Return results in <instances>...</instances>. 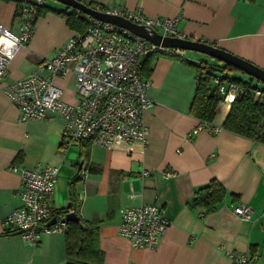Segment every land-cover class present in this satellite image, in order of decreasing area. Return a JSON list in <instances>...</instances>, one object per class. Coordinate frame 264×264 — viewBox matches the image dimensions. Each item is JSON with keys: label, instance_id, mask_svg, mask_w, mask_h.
Returning a JSON list of instances; mask_svg holds the SVG:
<instances>
[{"label": "crops", "instance_id": "1", "mask_svg": "<svg viewBox=\"0 0 264 264\" xmlns=\"http://www.w3.org/2000/svg\"><path fill=\"white\" fill-rule=\"evenodd\" d=\"M24 1H0V23L14 34L19 33L16 13ZM84 1L95 8L141 9L150 17L176 18V28L186 39L212 43L264 69V0ZM75 33L63 16L48 13L37 17L27 44L0 38V52L10 59L9 76L0 81V264H66L64 233L43 234L32 245L3 226V219L20 205V177L11 165L36 164L59 168L55 209L70 208L83 221L97 223L103 264H230L227 251L246 254L249 264H264V144L226 130L217 135L200 130L185 142L199 125L189 113L197 73L187 60L154 54L158 58L147 78L152 105L144 113L149 129L145 146L107 149L79 142L63 153L60 117L19 122L5 84L29 75ZM184 56L199 61L186 51ZM70 81L74 86L73 75L54 82L72 102L74 91L65 90ZM229 108V102L218 104L214 125H222ZM82 143L88 144L84 176L79 171ZM167 171L174 175L165 177ZM212 179L225 190L215 211L190 208L195 193ZM154 202L162 205L170 226L154 250L133 249L118 234L119 210ZM238 203L255 209L249 220L231 212Z\"/></svg>", "mask_w": 264, "mask_h": 264}, {"label": "built area", "instance_id": "2", "mask_svg": "<svg viewBox=\"0 0 264 264\" xmlns=\"http://www.w3.org/2000/svg\"><path fill=\"white\" fill-rule=\"evenodd\" d=\"M43 0L23 3L16 14L18 34L0 23V38L16 45H25L32 37L37 7ZM97 10L123 17L134 24L149 27L162 36L185 38L176 28V18L150 17L141 9L97 7ZM180 57L187 60L184 50L152 44L132 32L113 24L91 18L84 33L73 34L51 58L38 63L27 76L5 84L4 92L18 111L19 122L39 119H62L61 150L79 142L107 149L126 148L135 143L145 146L149 129L145 111L152 105L147 97L150 80L139 75V65L149 55ZM10 59L0 52V81L9 76ZM74 76L75 97L64 99L56 79ZM218 79L216 80V82ZM223 101L231 102L240 89L233 83L219 85ZM260 95V92H256ZM204 130L217 135L223 128L210 122H199L185 142ZM20 177L17 195L20 205L3 219L7 231L17 233L27 244L36 245L43 234H62L66 219L53 207V193L58 179L57 166L36 164L33 167L11 165ZM87 170L82 171L84 176ZM174 173L167 171L165 177ZM233 215L249 220L255 209L238 203ZM118 234L133 249L154 250L170 226L162 205L157 203L128 206L119 210ZM230 264H249L246 254L227 251Z\"/></svg>", "mask_w": 264, "mask_h": 264}, {"label": "trees", "instance_id": "3", "mask_svg": "<svg viewBox=\"0 0 264 264\" xmlns=\"http://www.w3.org/2000/svg\"><path fill=\"white\" fill-rule=\"evenodd\" d=\"M29 1L25 0L23 3ZM80 1L86 3L84 0ZM88 5L95 8L91 3ZM48 13L63 16L67 26L76 33H84L91 24V17L86 14L67 7L64 10L53 9L43 0V4L37 7L36 19L38 16H45ZM156 58H158L157 55H149L141 62L139 65L141 78L147 79L151 75L152 63ZM187 64L197 73L189 113L199 122L213 123L216 108L223 101V95L218 90L219 85L233 83L239 87L240 93L230 104L227 116L221 125L223 130L264 144V83L249 76L246 80L236 77L232 74L237 73L238 69L218 60H200L198 62L188 60ZM239 72L241 71L239 70ZM257 91L260 92V95L256 94ZM82 145L84 148L80 158L79 171L88 168V144L82 143ZM224 195L225 190L221 183L212 179L195 193L189 206L192 209L202 208L207 214L212 213ZM59 211L65 217L66 211H70V208ZM64 237L66 264H103L104 253L99 246L96 222L87 223L78 215L77 221H67Z\"/></svg>", "mask_w": 264, "mask_h": 264}, {"label": "water", "instance_id": "4", "mask_svg": "<svg viewBox=\"0 0 264 264\" xmlns=\"http://www.w3.org/2000/svg\"><path fill=\"white\" fill-rule=\"evenodd\" d=\"M55 1L65 5L67 8L76 9L91 18L126 29L152 44L167 48H177L184 51H193L207 55L215 60L221 61L240 70L251 78L264 83V69H261L251 62L246 61L236 55L224 51L214 46L212 43L186 38L162 36L149 27L134 24L120 16L103 13L96 8L90 7L87 3L81 2L80 0ZM65 219L66 221H77L78 215L75 212L66 211Z\"/></svg>", "mask_w": 264, "mask_h": 264}, {"label": "rangeland", "instance_id": "5", "mask_svg": "<svg viewBox=\"0 0 264 264\" xmlns=\"http://www.w3.org/2000/svg\"><path fill=\"white\" fill-rule=\"evenodd\" d=\"M45 1H46L49 5H56V6H59V7H64V8H66L65 5L59 3V2H57V1H55V0H45ZM186 53H187L188 55L192 56V57L195 58V59H199V61H200L201 59L208 60V61H215V59H213V58H211V57H209V56H207V55L201 54V53H197V52H193V51H186ZM236 72H237L241 77H248L247 74H245V73H243V72H239V70L236 71ZM65 90H66L67 93H70V92L75 91V88H74V86H73V82L70 81V82L65 86Z\"/></svg>", "mask_w": 264, "mask_h": 264}]
</instances>
